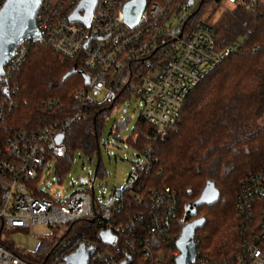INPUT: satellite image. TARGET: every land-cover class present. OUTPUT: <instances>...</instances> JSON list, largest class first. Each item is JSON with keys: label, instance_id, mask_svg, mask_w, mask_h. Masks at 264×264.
<instances>
[{"label": "built area", "instance_id": "built-area-1", "mask_svg": "<svg viewBox=\"0 0 264 264\" xmlns=\"http://www.w3.org/2000/svg\"><path fill=\"white\" fill-rule=\"evenodd\" d=\"M5 1L0 0V11ZM126 1L97 0L86 26L69 20L81 0H42L36 13L40 37L19 43L3 65L0 122L15 106L6 80L19 69L31 45L47 44L61 56L76 59L89 82L75 93L78 107L71 114L36 129L21 127L0 140V264H67L68 257L81 246L93 250L87 264H136L137 259L159 264L164 254L160 242L172 245L174 261L180 254L176 242L187 223V204L179 216L177 196L170 188H151L148 202L135 191L141 173L156 162L157 151L150 145L130 163L123 186L113 188L108 197L104 195L103 202L94 193L97 173L92 180L80 178L77 184L86 188L69 196L44 193L37 187L46 166L50 174L57 159L65 155V137L86 117L89 105L99 102L116 107L122 96L133 95L143 117L164 138L169 131H176L179 112L191 90L224 58L238 51L239 42L219 46L210 25L195 23L198 12L180 17L193 0H145L134 28L123 19ZM225 1L251 9L264 5V0ZM172 16L180 18L175 26L169 22ZM58 136H63L61 142L56 140ZM54 180L61 178L55 175ZM127 195L140 207L125 218L122 208ZM236 212L244 230L237 264H264V167L241 183ZM256 215L259 219L254 229ZM35 225L61 229L62 234L36 250L33 257L2 239L3 232L26 231ZM175 228L180 230L178 234ZM104 231L113 235L110 244L103 242ZM193 241L196 245L195 236ZM191 264L214 263L199 254L196 245Z\"/></svg>", "mask_w": 264, "mask_h": 264}, {"label": "trees", "instance_id": "trees-1", "mask_svg": "<svg viewBox=\"0 0 264 264\" xmlns=\"http://www.w3.org/2000/svg\"><path fill=\"white\" fill-rule=\"evenodd\" d=\"M230 4L210 26L219 46L237 41L238 51L191 90L176 131L161 138L141 114L126 139L139 153L146 145L157 151L156 162L141 173L135 190L144 202L151 188L168 187L177 196L180 216L182 206L195 201L208 181L213 183L219 196L197 208L196 217H204L205 224L196 230L195 240L199 254L214 264H237L244 230L236 195L241 183L264 167V125H257L264 113V5L251 9ZM77 69L81 65L76 59L61 56L47 44L31 45L19 69L6 80L15 106L0 122V140L21 127L36 129L74 112L75 93L85 86ZM112 108L114 104L89 105L86 117L65 137L66 153L57 159L56 177L66 174L75 152L99 155V136ZM100 169L99 160L97 175ZM126 198L122 213L128 218L140 206ZM258 219L256 215L254 229ZM179 231L175 228L174 233ZM159 245L164 249L159 264H175L172 245ZM136 264L151 263L137 259Z\"/></svg>", "mask_w": 264, "mask_h": 264}, {"label": "rangeland", "instance_id": "rangeland-1", "mask_svg": "<svg viewBox=\"0 0 264 264\" xmlns=\"http://www.w3.org/2000/svg\"><path fill=\"white\" fill-rule=\"evenodd\" d=\"M193 5L184 9L180 17L185 18L193 13L198 7L199 0H193ZM230 3L225 0H206L200 7L194 18L195 23H207L213 25L221 12L230 7ZM178 16H172L171 25L179 23ZM102 100V96L98 98ZM141 115V105L133 96H122L116 107L112 108L105 117L101 134L99 136V155L86 156L80 152H75L73 162L66 174L60 181L54 180L55 171L47 172L46 166L41 175L37 187L44 193H55L56 195L69 196L75 190L86 188L85 185H78L80 178L93 179L97 160H100L101 169L94 178V193L100 202L106 200L113 188L122 187L126 182L129 166L139 157L138 150L126 139L131 136L132 129ZM257 125H264V113L257 121ZM75 182L71 186V182ZM106 195V197L104 196ZM34 234L35 236H32ZM62 234L61 229L48 227L45 225H35L26 231L10 230L3 232L2 239L9 246L33 257V253L47 242L53 241L56 236Z\"/></svg>", "mask_w": 264, "mask_h": 264}, {"label": "water", "instance_id": "water-1", "mask_svg": "<svg viewBox=\"0 0 264 264\" xmlns=\"http://www.w3.org/2000/svg\"><path fill=\"white\" fill-rule=\"evenodd\" d=\"M97 0H81L78 7L69 16L71 22H81L88 26L90 16L96 6ZM42 0H6L0 11V75L3 73V65L14 54L17 45L27 39H38L40 33L36 24V13L39 10ZM203 0H200L196 10L190 14L194 15L199 11ZM189 4H192L190 1ZM145 7V0H127L122 7L123 19L125 23L134 28L140 22L141 14ZM80 11L84 14L80 15ZM84 80V85L89 82L88 77L82 69L75 70ZM58 142L63 140V136L56 138ZM99 164L97 160L94 176ZM93 176V177H94ZM84 182L85 180L82 179ZM218 192L215 190L212 182L208 181L200 196L193 202L187 204L185 219L187 223L183 226L179 238L176 242V248L180 254L176 257V264H191L195 259L196 245L193 241L197 229L205 224L204 217H196L197 208L204 204H212L218 199ZM195 217V218H193ZM190 218H193L190 220ZM103 242L110 244L113 235L109 231L102 233ZM92 248L84 249L81 246L76 253L69 256L67 264H87Z\"/></svg>", "mask_w": 264, "mask_h": 264}, {"label": "flooded vegetation", "instance_id": "flooded-vegetation-1", "mask_svg": "<svg viewBox=\"0 0 264 264\" xmlns=\"http://www.w3.org/2000/svg\"><path fill=\"white\" fill-rule=\"evenodd\" d=\"M206 0H203V3L201 4V6L205 3Z\"/></svg>", "mask_w": 264, "mask_h": 264}]
</instances>
